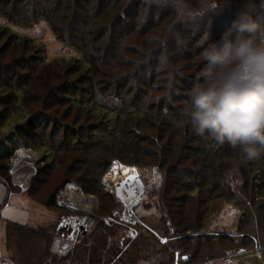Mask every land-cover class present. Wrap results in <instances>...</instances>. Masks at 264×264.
<instances>
[{
  "label": "rangeland",
  "instance_id": "1",
  "mask_svg": "<svg viewBox=\"0 0 264 264\" xmlns=\"http://www.w3.org/2000/svg\"><path fill=\"white\" fill-rule=\"evenodd\" d=\"M85 1L86 4L78 3L69 5L72 8L65 11L62 9L53 27L45 19L36 20L33 17L27 18L33 20L31 22L15 23L0 12V96L11 94L14 88V91L21 89L17 91L19 99L13 110L15 97L0 100V155L6 150L5 147H11L17 140L14 129L17 124H22L28 116L34 117L37 124L34 136L23 138L27 142L20 146L27 148L29 143L30 146L37 147L32 148L36 153L34 166L39 165L42 170L34 181V190L39 187L34 196L43 197L39 203L26 194L16 195L17 189L12 187L8 192L6 185L0 181V258L8 257L3 245L7 222L50 229L53 213L52 209L42 205L46 200L44 195L53 192L58 182H65L62 179L68 176L72 181L66 178L69 182L61 191V200L69 187L80 182L86 192L81 191L82 194L90 193L87 194L89 207L84 206V214L107 215L113 204L118 203L115 208L122 209L120 217L128 219L127 223L134 225H131L132 235L129 233L131 238L124 237L115 228L107 232L110 233L107 238L102 236L106 240L111 238L113 242L121 238L127 241L124 252L118 254L120 258L114 263L111 259L110 264H158L160 260L166 263L170 261L168 250L164 249L161 252L163 256H160L155 242L152 243L147 239L146 233L139 231L143 229L153 232L163 244L169 240L165 229L158 234L165 222L167 229H171L169 216L166 214L168 220L163 222L158 212L157 202H162L163 194H167L165 199L174 204L171 205V210L181 214L182 218L192 207L196 210L203 209L205 213L201 232L189 234L190 227L186 229L185 225L175 224L180 235L184 233L190 237L199 236L207 243L201 246L194 243L187 247L195 250L197 247L201 248L204 251L203 257L213 256L218 252L208 242L222 233L235 232L236 225L242 223V231L254 232L256 236L253 240L256 242L241 246L245 250L241 254H236L235 250L240 249V246L229 244L223 248L233 252L232 262L264 264V241L257 237L264 225H259L256 219L264 213V204L260 213L254 211L252 214L248 203H245L249 197L247 190L249 193L254 192L257 167L261 165L264 168V164L256 163L259 159L249 161L241 153L238 159L239 152L236 149L211 141V145L218 148L220 154H231V158L223 159L226 166H229V171L230 168L243 171L240 175L243 180L246 179L245 184L242 179H238L233 181L236 182V190L232 188L234 197L243 195L241 201L238 200L239 206L223 203L221 197L224 193L221 197H216L222 193L221 190H217L215 197L209 199L208 203L206 199L209 195L202 191L197 199L200 207L192 206L193 199L178 190V186L187 187L188 184L212 181L213 166L211 167L210 160L204 161L206 153L203 151H207L205 142L201 141V137L186 122H182V109L187 93L201 63L198 41L206 33L209 39H218L237 9L243 6L244 0H231L222 10L206 11H202L205 0ZM256 1L249 0L251 4L264 6L262 0L261 3ZM0 5H3L2 0ZM255 12L264 15L263 10ZM87 29L91 39H96L101 47H88L93 54L89 69L82 64L76 75L68 74V70H76L75 64L79 62L78 59L83 60L85 54L77 45L69 43L78 42L77 39ZM70 63L74 65L66 69ZM79 73L82 75L70 83ZM88 75L90 77H86ZM68 84L73 85L74 93L68 92ZM72 94L76 95L73 97V104L69 98ZM23 98L26 99L23 101ZM125 109L130 112L139 109L143 111L141 116L145 118L142 119L141 127L133 123V120L138 119L137 115L129 116V119L123 116V119L118 123L116 120V125H113L114 114H110V111L120 112ZM154 122L159 123V126H155ZM121 128L127 131L122 133ZM126 134H130L133 141L130 139L128 142L126 137H130ZM128 145L133 147L129 148ZM104 146H110L108 152L102 150ZM110 153L117 158L111 159L105 172L97 180L100 166H105ZM136 165L145 167L137 168ZM132 176L138 178L136 182L127 181L126 178ZM117 182L120 186L121 182H125L118 196L111 187ZM99 184L100 190L93 192ZM227 184L231 187L232 182ZM155 186L159 187L160 195L155 197L151 190L148 196L150 188ZM142 193L144 201L148 203L146 206L154 207L153 209H143L142 205H137ZM259 200L263 202V196L254 202ZM131 201L133 204L138 203L131 205V218L135 216V219L129 220L125 208H128L127 204ZM71 206L75 207L72 202ZM165 207L163 202L164 211ZM72 210L69 208V211L73 212ZM240 214L238 223L236 217ZM181 215L174 218L179 219ZM260 219L264 224V217ZM53 232L50 229L51 236H54ZM97 232L101 234L100 231ZM136 233L139 234L137 237ZM56 237L60 238L58 235ZM255 243L258 245L256 248ZM74 247L76 243L64 254L55 253L57 262L54 259L49 260V263L90 264V258L88 262L84 256L77 258L69 254ZM92 251L94 260L100 258V255L95 256L94 249ZM4 264L10 263L4 259Z\"/></svg>",
  "mask_w": 264,
  "mask_h": 264
},
{
  "label": "trees",
  "instance_id": "2",
  "mask_svg": "<svg viewBox=\"0 0 264 264\" xmlns=\"http://www.w3.org/2000/svg\"><path fill=\"white\" fill-rule=\"evenodd\" d=\"M12 1L2 0V3L4 6L0 5V12H2V15L4 17H7V19H9L10 21L12 20L15 23L33 21V20L27 19L28 17H33L36 20L42 18V19H45L50 24L52 23L51 27L54 26L53 24L55 20L57 19V17L61 15L62 9L65 11L66 9H69L71 7L69 5L74 6V5H78V3L83 4L84 2L86 4L85 0H66V1H63V0H43V1L42 0H12ZM63 2L65 3L63 4ZM256 2L261 3L260 0H257ZM253 5H254L255 10H263L264 12V6L259 7L256 4H253ZM87 6H89V4H87ZM107 7L109 8L110 5H107ZM7 8L9 9L6 10ZM7 11H10V12H7ZM28 12H31V13L26 15ZM262 16L264 15L262 14ZM77 41L78 42H72L69 44L72 46L77 45V48H80V50H83V52L85 53L83 54L84 58H82L83 60L78 59L79 62L75 64V66L77 67L76 70H74L73 72H69L68 70V74L76 75V73L81 70L80 67L82 66V64L87 66L86 69H89V65L91 67V64H92L91 59H92L93 54H92V51L88 47L89 46L90 47L92 46L94 48L101 47L100 44H98V41L96 39H91V37L89 36V29H87V31H85V33L80 38H78ZM73 65L74 63L68 64V66H66V69H68L69 67ZM81 75L82 74L79 73L73 80L69 82L71 83L72 81H76L78 77ZM86 77H90V75ZM68 85H69L68 92L70 91L74 93L73 85L72 84H68ZM15 89L16 88L13 89L11 94H3L4 96H0V100L4 99V97L6 98L11 97V96L15 97L14 99L15 102L13 103L12 110L15 108V103L19 99L18 98L19 93L17 91L21 90L20 88H18L17 91H14ZM75 91L77 92L78 90H75ZM75 96H76L75 94H72V96L69 97L72 100L71 102L72 104H73V101L75 100L73 97ZM25 99L23 98V101ZM129 112L130 111L126 109L120 112H116V110L114 111L111 110L110 114L111 113L114 114L113 125H116L115 123L116 120L118 123L119 120L123 119L122 118L123 116H125L126 119H129L130 117H134L137 115L138 119L136 121L133 120L134 121L133 123L136 126L141 127V122L143 121L142 119L145 118V116H141L143 111L139 109V110H133L130 113ZM109 120H110V117H109ZM1 123L2 121L0 122V125ZM154 125L159 126V123L154 122ZM36 127H37V124H36L34 117L28 116V118L22 124L18 123L17 126L14 128L16 136H17L16 137L17 140L15 141L16 144L14 142V144H12L11 147L9 148L5 147L6 150L3 152L2 155H0V181H2L4 185H6L8 192L12 188L9 169H10V163H11L13 152L16 149V147L20 146V144H26L27 141L24 142L23 138L27 139V137L31 138L34 136ZM121 129H122V133L123 131L125 132L127 131L124 128H121ZM126 136L130 137V138L126 137V140L128 142L130 141V139H132L133 141V137H131L130 134H126ZM201 141L205 142V148L207 150V151H203V153H206V156L204 157V161L210 160L211 167L213 166V173L211 175L212 181H208V180H206L205 182L201 181L202 182L201 184H196V185L188 184L187 187L178 186V190L181 191L184 195H186L189 199H193L192 206L200 207L197 199L200 196V193L202 191H204L206 195H209L208 198L206 199L208 203L209 199H212L215 197V192L217 190L219 191L221 190L222 193L217 195L216 197H221V195L224 193L221 197L223 198V203L225 204L230 203V204H235L239 206L238 200L241 201L243 195L242 194L238 195V197L233 196L232 193L237 188L236 182H233V181L242 179V176L240 174H242L243 171L241 170L239 171L238 169H235V168H230V171H229L228 170L229 166H226L225 161H223V159L231 158V154L227 156L224 153L220 154L218 151V148H215L213 147V145H211V140H204L201 137ZM124 143L127 145L126 142ZM133 145H128V146H130L129 148H131L133 147ZM27 147L35 148V149L37 148V147H34V145L30 146L29 143H27ZM141 147L143 148L144 146H141ZM109 149H110V146L102 147V150H104L105 152H108ZM228 151L233 152L230 149H228ZM263 157L264 155L257 158L259 160H257L256 163L260 162L261 164H264ZM114 158H117V157H113V154L110 153V155L108 156L109 160L105 161L104 163L105 166L104 165L100 166L101 170L99 169L98 171L97 180L100 179L101 175H103L107 166L109 165L111 159H114ZM237 158L238 159L240 158V152L238 153ZM120 161L126 162V161H123L122 159ZM251 165H254V163ZM141 166L145 167L143 165H136L137 168H141ZM158 169L160 170L159 166H158ZM257 169H258V172L254 174L255 175L254 192L249 193V191L247 190V194H249V197H248L249 199L247 198L245 202V203H248L249 209L251 210L252 214L254 213V211H256V213H260L259 211H262V205L264 204V168L261 165H259ZM41 170L42 168L39 167L38 165L35 173L31 177L30 185L28 189H26V195L28 197H31L34 201L39 202V203L42 202L41 199L43 197L36 198V196H34V194L36 193L39 187L37 186V189L34 190L33 185L35 183L34 181L37 179V176L39 175V172H41ZM245 173L248 174V172H245ZM66 178L70 180L68 176H65L62 179L65 182H60V184L58 182V186L54 188L53 192L51 193L49 192L50 194L47 193L44 195L46 200H45V204H42V205H45L46 207L52 209L51 210L52 213L55 214V217L51 218L50 229L52 232L55 227V222L61 216V214L65 212H70L69 209L61 202V198H62L61 191L65 188L66 186L65 184L69 182V180H67ZM245 180L246 179L243 180L244 184H245ZM227 182L229 183L232 182L231 187L228 186ZM79 183L80 182H75L74 184L78 186L84 193H86L85 189ZM232 185H234L235 187H233ZM100 187H101V184H99V186L93 189L92 191L96 192L94 190H100ZM150 192L155 197L160 195V189L158 186H155L154 188L151 187L149 190L148 196ZM166 192H168V189H166ZM87 194L89 195L90 193H87ZM92 195L96 196V194H92ZM142 196H143V193L137 205H142L143 209H149V208L153 209L154 207L152 208V207L146 206L148 203L144 201ZM260 196H263V202H260L261 200H259V202H254V200L258 199V197ZM166 197H168L167 194H163L161 196L162 202L161 203L157 202L159 206L158 212H159V216L161 217L162 221L168 218L166 214L169 216L168 219H171L170 220L171 229H167V223L163 221L165 222V225L164 227L161 228V230L158 231L159 232L158 234H161L165 229L164 232L169 236V240L165 244H163L159 242L157 236L153 232L139 229L140 233L142 234L146 233V235H148L149 237V238L147 237V239H150L152 243L155 242V244L159 247L160 256H163V253L161 252L164 249H166V251L168 250L167 253L168 255L171 256L170 261L166 263L164 260H160L159 262H162V264H204V262L209 259H214V258H218V257L225 255V252L228 250L226 248H223V246H227L231 244V245H234V247L240 246V248H244L241 246H244L245 244L246 245L253 244V239L250 236H256V235L254 234V232L252 233V231L251 232L242 231L243 230V227L241 226L242 223H239L241 219V215H242L240 214L239 217H236V220L239 224L236 225L235 232H230L231 234L222 233L221 235L219 236L217 235V237H215L213 240L208 242L209 245L214 246V249H216V252L218 253H215L213 256L203 257L204 251L201 248L197 247L196 250L190 249L189 247H187V245L195 243L201 246L202 244L207 245V243L203 241L202 238L199 236L190 237V235H187V234L185 235L184 233H181L180 235L179 234L180 231L177 229V226H175V224L185 225L186 229H189L188 227H190V232H188L189 234L201 232V229L203 228V219L205 216L203 209L196 210L195 207H192L185 214V217L182 218L181 214H179L178 212H175V210H171V205H174V204L171 201L165 199ZM174 199H175V196H174ZM163 202L166 205L165 207L166 212L164 211V208H163ZM117 204L118 203L113 204V207L109 209V214L107 215H102L98 213L91 215L93 218L92 228L88 232H86V234L84 233L78 238L76 242V247H74L72 252H70L69 254H71L73 257L77 256V258H81L82 256H84V258L88 262L90 258L91 259L90 264H101L102 262H104L105 264H110L109 261L111 259H112V263H114L120 258L118 254L121 252H124L123 249L124 250L126 249L127 244L125 243L127 241L121 238L120 240L116 239L113 242L111 238H108V240L103 238V237L107 238L108 234L110 235V233H107V232L110 230H113V228L122 232V235L124 237L129 236V238H131L129 233H130L132 226L134 225L127 223V221L121 220L120 214L122 212V209L117 210L115 208ZM178 215H181L179 219L174 218V216H178ZM260 217H264V213L259 215V218L258 216L256 218L259 225H264L263 222L260 221L261 220ZM105 220H108V221H105ZM50 229L47 227L31 226L27 224L18 223V222H7L6 226L4 227V235H5L4 240H5L6 250L10 256L9 259H11L15 264H50L49 260L53 261L57 257L55 252H53V250L51 251V249L49 248V243H51ZM96 230L100 231L101 234L98 233ZM53 235H54V232H53ZM137 235L139 234L136 233V237ZM257 237H259V239L264 241V228L260 229ZM93 249L95 251V256L100 255V258H97L94 260L93 251H92ZM237 249L235 250L237 251ZM185 257H187V260L184 259ZM65 261H67L68 263L72 262L70 260H65ZM56 262H57V259H56ZM232 264H240V263L233 262Z\"/></svg>",
  "mask_w": 264,
  "mask_h": 264
},
{
  "label": "clouds",
  "instance_id": "3",
  "mask_svg": "<svg viewBox=\"0 0 264 264\" xmlns=\"http://www.w3.org/2000/svg\"><path fill=\"white\" fill-rule=\"evenodd\" d=\"M231 0H205L202 11ZM264 2V0H262ZM200 67L182 109L198 136L227 144L246 160L264 155V16L244 0L218 39L199 41Z\"/></svg>",
  "mask_w": 264,
  "mask_h": 264
},
{
  "label": "crops",
  "instance_id": "4",
  "mask_svg": "<svg viewBox=\"0 0 264 264\" xmlns=\"http://www.w3.org/2000/svg\"><path fill=\"white\" fill-rule=\"evenodd\" d=\"M35 154L36 153L34 152V150H32V148H29V147L24 148L21 146L17 147L13 152L9 172H10V181H11L12 187L17 189L16 195L20 194V193L26 194V189L28 188V185L30 184L29 180L37 169V167L34 166ZM77 188L79 189L78 186L74 185L72 187H69V189L67 191H69L70 193L74 192V191L80 192V194L82 195V197L84 199V202H80L75 207L71 206L69 208L74 209L75 211H78V210L80 211V210H82L81 208H83L85 205H88L87 203L89 202V199L87 198L88 195L82 194V192H81L82 190H80V189H79L80 191L73 190V189H77ZM82 197L80 196V197H78V199L80 200ZM61 202L65 206H67V203L65 201V196H64L63 200H61ZM82 203H84L83 206L81 205ZM80 205L82 207H79ZM53 217H55L54 213H53ZM121 220L125 221L126 219L121 218ZM105 221H108V220H105ZM130 234L132 235L131 230H130ZM250 237L252 239H255L254 236H250ZM4 239H5V235H4L3 240ZM59 241H60V245H61V239L60 238L56 237L55 234H54V236H51V243H49V248L51 249V251L53 250V252H55V253L57 252V250L60 247ZM254 242H256V241H254ZM3 245L5 246V240L3 241ZM58 245H59V247H58ZM257 246L258 245L255 243V248ZM57 247H58V249H57ZM240 249H242V248H240ZM244 252H245V250H244ZM6 254L8 255V257L7 258H0V264H4V259H6V261L9 262L10 264H15L14 262L10 261L11 259H9L10 256H9L7 250H6ZM236 254H241V253H237V251H236ZM223 256L218 257V258H214V259L220 263V259ZM232 263L233 262L231 260V264Z\"/></svg>",
  "mask_w": 264,
  "mask_h": 264
},
{
  "label": "built area",
  "instance_id": "5",
  "mask_svg": "<svg viewBox=\"0 0 264 264\" xmlns=\"http://www.w3.org/2000/svg\"><path fill=\"white\" fill-rule=\"evenodd\" d=\"M69 191H65V201L67 206L71 207L69 199ZM89 207V206H86ZM73 212H65L56 220L54 232L61 238V245L58 254H64L77 242L78 238L88 232L93 226V218L89 213H83L84 210ZM244 252L243 249L237 250V253ZM232 252L226 251L225 255L220 259V263L215 259H209L204 264H231Z\"/></svg>",
  "mask_w": 264,
  "mask_h": 264
},
{
  "label": "bare ground",
  "instance_id": "6",
  "mask_svg": "<svg viewBox=\"0 0 264 264\" xmlns=\"http://www.w3.org/2000/svg\"><path fill=\"white\" fill-rule=\"evenodd\" d=\"M133 174V173H132ZM131 174V175H132ZM134 175V174H133ZM124 177H126V176H124ZM129 178V177H128ZM128 178H126L127 179V181H129V179ZM124 183L125 182H121V186H120V184H118V182H117V184H113L111 187L113 188V190H114V193L116 194V196H118V195H120L119 193L121 192V188H122V186L124 185ZM114 186H116V187H114ZM73 190H75V189H73ZM77 190L78 191H80L78 188H77ZM68 196H69V199H70V201L72 202V205H74V206H76V205H78L79 203L78 202H84V199H83V197H82V195L80 194V192H76V191H74V192H71V193H69L68 194ZM82 197L80 200L78 199V197ZM72 199H73V201H72ZM136 203V202H135ZM134 203V204H135ZM83 204L84 203H82L81 205L83 206ZM133 204V201H131V202H129L128 204H127V209H126V213H127V218L129 217V220L130 219H135L134 218V216H132V218H131V215L133 214L132 213V210H131V205L133 206L134 205ZM79 206V207H82V206ZM86 206H89V205H85V207ZM85 207H83V208H81L82 210H86V208Z\"/></svg>",
  "mask_w": 264,
  "mask_h": 264
},
{
  "label": "snow or ice",
  "instance_id": "7",
  "mask_svg": "<svg viewBox=\"0 0 264 264\" xmlns=\"http://www.w3.org/2000/svg\"><path fill=\"white\" fill-rule=\"evenodd\" d=\"M192 15H197V14H192ZM128 179L131 180V181H133V182H136L138 178L135 177V176H132V177H129ZM184 259L187 260V257H185Z\"/></svg>",
  "mask_w": 264,
  "mask_h": 264
},
{
  "label": "water",
  "instance_id": "8",
  "mask_svg": "<svg viewBox=\"0 0 264 264\" xmlns=\"http://www.w3.org/2000/svg\"><path fill=\"white\" fill-rule=\"evenodd\" d=\"M139 199H140V197H139ZM137 202H138V201H137ZM137 202H136V203H137ZM125 211H126V208H125ZM132 213H133V212H132ZM125 214H126V213H125ZM134 217H135V216H134ZM127 220H128V219H127Z\"/></svg>",
  "mask_w": 264,
  "mask_h": 264
}]
</instances>
